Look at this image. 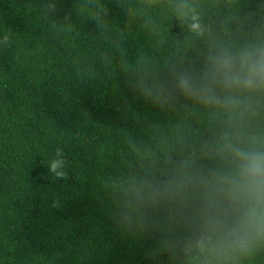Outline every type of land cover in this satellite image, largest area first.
Returning <instances> with one entry per match:
<instances>
[{
  "label": "trees",
  "instance_id": "trees-1",
  "mask_svg": "<svg viewBox=\"0 0 264 264\" xmlns=\"http://www.w3.org/2000/svg\"><path fill=\"white\" fill-rule=\"evenodd\" d=\"M4 36L0 264H264V235L224 240L234 213L212 181L226 145L264 146V89L214 85L225 106L179 87L264 42V0H0Z\"/></svg>",
  "mask_w": 264,
  "mask_h": 264
},
{
  "label": "clouds",
  "instance_id": "clouds-1",
  "mask_svg": "<svg viewBox=\"0 0 264 264\" xmlns=\"http://www.w3.org/2000/svg\"><path fill=\"white\" fill-rule=\"evenodd\" d=\"M177 7L180 16L187 15L184 11L189 8L187 3ZM190 19V30L203 35L204 27L195 9H191ZM0 43H9V37L4 36ZM209 62L201 82L197 83L187 74L179 77V87L186 95L208 103L234 106L235 100L231 95L220 97L215 94L213 86L227 93L238 89L249 92L264 89V42H252L236 50L221 49L209 57ZM226 150L232 167L228 171L214 172L212 181L227 201L228 209L234 213L231 226L225 230L224 240L230 241L232 247L244 249L248 247V237L253 232L264 235V146L229 143ZM66 164L63 150L58 148L48 167L57 179H63ZM210 240L211 236L203 237L199 244L203 247Z\"/></svg>",
  "mask_w": 264,
  "mask_h": 264
}]
</instances>
